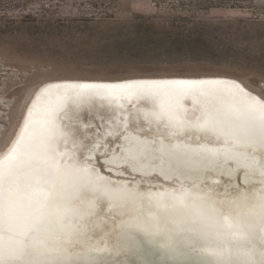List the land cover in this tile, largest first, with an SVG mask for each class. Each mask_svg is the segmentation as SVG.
<instances>
[{
  "label": "snow or ice",
  "instance_id": "1",
  "mask_svg": "<svg viewBox=\"0 0 264 264\" xmlns=\"http://www.w3.org/2000/svg\"><path fill=\"white\" fill-rule=\"evenodd\" d=\"M18 74L25 94L14 122L12 105L0 104V264H38L48 225L71 233L73 220L145 195L146 181L163 182L147 193L157 203L198 201L212 213L252 194L264 221V72L257 93L239 62L21 55L0 60V96Z\"/></svg>",
  "mask_w": 264,
  "mask_h": 264
},
{
  "label": "rangeland",
  "instance_id": "2",
  "mask_svg": "<svg viewBox=\"0 0 264 264\" xmlns=\"http://www.w3.org/2000/svg\"><path fill=\"white\" fill-rule=\"evenodd\" d=\"M69 55L114 65L190 57L264 72V0H0V60ZM19 73V69H14ZM22 81L0 96L14 122ZM11 97V99H9ZM4 111L0 110V119Z\"/></svg>",
  "mask_w": 264,
  "mask_h": 264
},
{
  "label": "bare ground",
  "instance_id": "3",
  "mask_svg": "<svg viewBox=\"0 0 264 264\" xmlns=\"http://www.w3.org/2000/svg\"><path fill=\"white\" fill-rule=\"evenodd\" d=\"M250 182L260 186L258 176L251 177ZM158 183L163 182L154 180L152 187L147 181L142 183L139 190L145 195L122 198L104 217L97 215L73 220L76 230L71 233L61 225L51 223L43 243L31 258L38 264H208V258L200 250L215 247L218 242L213 232L201 235L193 229L204 227L215 213L209 212L207 206L198 201L157 203L147 193L163 190ZM189 183L185 181L186 186ZM220 191H223L222 187ZM258 207V201L250 194L247 202L224 208L220 215L223 218L224 213L230 212L254 238L248 225H256L258 231L264 223L255 214ZM169 235L177 236L180 242L167 244ZM244 243L233 241L232 247H241Z\"/></svg>",
  "mask_w": 264,
  "mask_h": 264
},
{
  "label": "clouds",
  "instance_id": "4",
  "mask_svg": "<svg viewBox=\"0 0 264 264\" xmlns=\"http://www.w3.org/2000/svg\"><path fill=\"white\" fill-rule=\"evenodd\" d=\"M207 231L213 232L218 242L215 247L200 250L208 258V264H264V229H254V238H251L237 217L228 212L221 218L217 211L204 227L193 229L201 235ZM233 241L245 243L234 248Z\"/></svg>",
  "mask_w": 264,
  "mask_h": 264
},
{
  "label": "water",
  "instance_id": "5",
  "mask_svg": "<svg viewBox=\"0 0 264 264\" xmlns=\"http://www.w3.org/2000/svg\"><path fill=\"white\" fill-rule=\"evenodd\" d=\"M170 237H168V240L166 241V243L167 244H169L170 242L172 243V244H178L180 241H178V239H177V236H175V235H169ZM190 237H188V239H189Z\"/></svg>",
  "mask_w": 264,
  "mask_h": 264
}]
</instances>
